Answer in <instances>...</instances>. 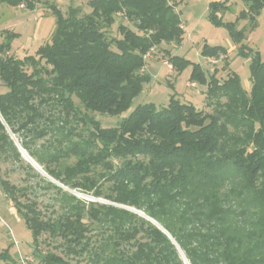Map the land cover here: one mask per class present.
<instances>
[{"label": "trees", "instance_id": "16d2710c", "mask_svg": "<svg viewBox=\"0 0 264 264\" xmlns=\"http://www.w3.org/2000/svg\"><path fill=\"white\" fill-rule=\"evenodd\" d=\"M242 1L246 8L235 22H223L229 0L211 2L208 18L250 58V91L235 72L208 77L201 64L169 54L178 73L192 65L191 82L206 87L211 112L175 95L167 106L131 110L151 79L145 56L183 41L169 0H89L85 14L79 6L64 14L49 4L52 38L23 58L11 54L20 34L1 31L0 159L23 160L13 135L64 187L113 203L86 202L47 182L62 210L46 216L25 188L1 181L32 234L38 264H186L180 250L188 264H264V60L237 27L248 20L254 28L264 0ZM40 2L0 0L29 11ZM118 13L134 28L121 23L120 38L109 39ZM201 55L228 59V50L204 45ZM93 114L127 115L104 128ZM128 208L154 219L175 243ZM43 235L59 241L65 256L39 253ZM10 249L0 260L17 264Z\"/></svg>", "mask_w": 264, "mask_h": 264}, {"label": "rangeland", "instance_id": "374dc122", "mask_svg": "<svg viewBox=\"0 0 264 264\" xmlns=\"http://www.w3.org/2000/svg\"><path fill=\"white\" fill-rule=\"evenodd\" d=\"M88 1L41 0L35 11H29L23 6L11 7L0 3V42L2 41L1 31L4 29L12 30L20 34V37L13 42L11 54L17 58L35 55L41 45L51 40L56 28V17L51 13L49 4L56 5L64 14L67 13L70 6H79L82 13L85 14L91 11ZM213 1L221 0H169L170 3L175 4V9L179 13L184 26L183 41L179 46L171 43L155 47L145 56L147 63L145 72L150 75L151 79L144 84L143 91L134 100L131 110L145 103H154L157 108L167 106L171 96L175 95L183 103L193 104L197 110L211 112V109L205 106L206 87L191 82L192 65L178 73L173 67L169 68L166 65V62L170 63L169 54L183 56L193 63L201 64L208 77L217 72V76L224 79L229 72H235L240 77L243 88L247 91L251 90L250 58H244L238 54L237 45L233 42L225 26L218 27L210 22L208 18L209 5ZM229 6L228 11L223 14L224 23L235 22L239 13L246 8L242 0H229ZM121 23L134 28L126 18L117 16L116 24L106 30L109 39L120 38L118 26ZM237 27L245 31L244 44L259 52L264 60V9L257 18V24L254 28L248 20H240ZM204 45L224 47L228 50V59H225L224 55L220 56L219 59L203 57L201 50ZM75 102L78 103L76 98ZM93 115L104 128H111L117 126L127 114L119 117ZM12 138L21 152L23 160L0 159V182L7 181L16 187L25 188L26 196L36 200L39 209L46 216H56L55 213H61L62 210L59 203L60 194L53 187H48L47 182L61 187L64 191L86 202L113 204L105 198H95L80 189L62 187L60 182L51 177L56 181V183L53 182L32 166V163L23 156L19 140L13 135ZM28 164L38 174L32 172ZM22 200L25 199L22 198ZM97 231H100V229H96L94 234ZM59 243V241L51 240L47 235H43L40 238V246L37 250L42 254L52 250L61 256H65L60 249H56ZM9 246H11L10 254L17 264H22L21 256L33 259L32 264L39 263L40 259L36 254L32 234L27 229L13 201L4 192L0 184V252ZM0 264L11 263L0 260Z\"/></svg>", "mask_w": 264, "mask_h": 264}, {"label": "water", "instance_id": "95a60500", "mask_svg": "<svg viewBox=\"0 0 264 264\" xmlns=\"http://www.w3.org/2000/svg\"><path fill=\"white\" fill-rule=\"evenodd\" d=\"M21 151H22V154H23V156H24V153L25 154H27V152L24 150V149H22L21 148ZM28 155V154H27ZM28 157L31 159V163H32V166L34 167V168H36L37 170H39L41 173H43L46 177H48L50 180H52L53 182H55L56 183V181H54L49 175H47V173L42 169V167L39 165V164H37L36 162H35V160L33 159V158H31L29 155H28ZM60 185V184H59ZM60 186H62L63 187V185H60ZM129 209V208H128ZM129 210H132V211H134V212H136V213H138L140 216H142V217H144L145 219H147L148 221H150V222H152L155 226H157L162 232H164L174 243H175V241L173 240V238L171 237V235L158 223V222H156L154 219H152V218H150V217H148L145 213H143V212H141V211H136V210H134V209H129ZM180 252H181V254H182V256H183V259L185 260V263L186 264H188V262H187V259L185 258V256L183 255V253H182V251L180 250Z\"/></svg>", "mask_w": 264, "mask_h": 264}, {"label": "built area", "instance_id": "2783aa9c", "mask_svg": "<svg viewBox=\"0 0 264 264\" xmlns=\"http://www.w3.org/2000/svg\"><path fill=\"white\" fill-rule=\"evenodd\" d=\"M117 16L123 17L124 13H118ZM166 65L169 68H172V65L170 63L166 62ZM31 262H33V259H29L27 256L26 257L21 256V263L22 264H31Z\"/></svg>", "mask_w": 264, "mask_h": 264}, {"label": "bare ground", "instance_id": "6f19581e", "mask_svg": "<svg viewBox=\"0 0 264 264\" xmlns=\"http://www.w3.org/2000/svg\"><path fill=\"white\" fill-rule=\"evenodd\" d=\"M24 157L28 160V161H30L31 162V159L28 157V155L27 154H25L24 153Z\"/></svg>", "mask_w": 264, "mask_h": 264}, {"label": "crops", "instance_id": "0c3cea01", "mask_svg": "<svg viewBox=\"0 0 264 264\" xmlns=\"http://www.w3.org/2000/svg\"><path fill=\"white\" fill-rule=\"evenodd\" d=\"M184 27V26H183Z\"/></svg>", "mask_w": 264, "mask_h": 264}]
</instances>
